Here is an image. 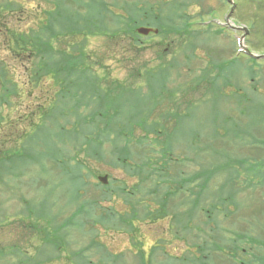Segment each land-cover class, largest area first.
Listing matches in <instances>:
<instances>
[{"label": "rangeland", "instance_id": "rangeland-1", "mask_svg": "<svg viewBox=\"0 0 264 264\" xmlns=\"http://www.w3.org/2000/svg\"><path fill=\"white\" fill-rule=\"evenodd\" d=\"M80 1L82 0H70L69 3L72 8H78L81 5ZM103 1L108 4H113L114 1L119 3L116 5L118 7L112 9L123 14L124 19L122 18L121 21L123 23L118 22L116 25L129 33L135 30L132 19L137 22V27L146 25L155 28L152 24H144L147 18H152L154 21L153 14L146 10L144 4L147 3V6L149 4L151 10L158 13L161 4L167 6L174 2V0ZM133 1L138 3L133 4ZM233 1L236 7L230 16L228 14L231 4L226 0H198L187 7V14L193 16L189 21L193 24L191 31L194 35L188 40L193 41L195 47L180 44L186 39L185 36L168 38L153 34L140 36L135 47L132 45L131 34L122 35L120 42H116L114 47L108 45L111 42L105 38L107 34L96 37L91 35L88 38V51L91 52L94 61L103 60L102 67L93 63L96 75L103 77L109 74L108 81L117 80L134 87H142L144 95L151 96L153 90L154 95L149 106L155 109L149 112V120L162 125L161 128L167 133L164 138L173 139L172 150L174 156L177 155L176 159L180 160L179 164L172 166L173 171L177 172L181 169L187 174L203 172L202 175L205 176L206 172L214 167L216 155H219L221 162L225 164L227 160V163L232 165L230 169H237L241 173L240 178L237 179L239 188H236L237 191L241 189L240 192H234L230 187L232 183L230 177L235 176L233 170L230 172L229 169L221 168L220 170L225 171H220L211 180L206 189L209 195L204 196L201 203L208 205L213 200L216 201V196L221 199L229 194L234 197V203L227 204L226 208L231 215L225 218V212L221 213L220 220H217L218 226L215 222H211L207 223V227L201 226V228H204L202 233L205 231L207 233L204 239L210 243L213 241V236L217 242L223 234H226L227 238L232 237L230 233L232 231L251 234V239L247 238L250 241H240V246L246 249L243 255L249 253L250 258L245 255L249 261H245L243 257H230L227 261L223 254L215 255L207 251L208 254H212L213 260L211 259V262L205 260V264H255L258 258L253 253L260 257L264 256V244L262 243L261 246L252 240L256 238L264 242V0ZM4 2H10L15 8L14 12L9 14L2 12V7L0 9V61L7 65L12 72L13 81L19 87L17 94L13 93L9 98L11 106L0 102V113L10 117L11 120H17L26 115L30 117L34 115L40 103L43 104L45 98L52 94L48 92L51 83H46L42 89L35 88L33 97L28 96L29 87L25 81L28 79L26 70L29 63L27 60L22 62L12 56L6 45L8 35L5 32L32 34V31L39 27L36 23H39L42 12L40 10L51 9L52 6L41 0H0V4ZM16 2L20 3L25 11L19 10ZM39 2H42L41 6L38 5ZM212 8L214 15L208 13ZM166 9L164 8V17L169 13ZM212 17L223 22L224 25H221L225 27V32H218V27L215 26L209 33L193 32L194 29L205 30L207 25L216 24ZM245 27L249 33L243 40L242 46L249 48L251 54L253 53L252 58L238 51ZM52 43L54 45V40ZM99 58L103 59L99 60ZM159 68H162V71H158ZM137 70L140 73H137ZM154 73L157 75L152 76ZM204 74L207 79L203 80ZM151 84L157 86L150 87ZM5 92L6 88L0 86V93L5 94ZM133 101L136 102L135 98ZM169 115L172 116L171 120ZM6 126V124L1 125L0 135ZM18 127L29 130L26 122H21ZM135 131L136 136L144 133L138 127ZM195 140L199 141L198 146L201 148L190 151L188 145H192ZM62 148L67 157L70 154L74 157L73 145H64ZM103 148L104 151L100 150L103 155L99 150L86 145L79 152L78 158L84 161L82 181L74 180L70 171L67 172L45 156L41 157L43 167L34 165L28 168L27 166L25 173L19 179L14 172L5 177V186L0 189V245L7 248V251L4 259L0 253L2 257L0 264H19L20 260L26 258V250L35 261L40 257L38 255L40 248L44 250L42 258L49 256L50 252L54 255L53 260H47L45 264H78L76 259L79 258L80 261V257L76 255H87L92 263L96 264L100 258L98 253L102 255L103 260L106 259L104 253L122 255L116 264H138V247H133L131 233L125 228H105L104 225L95 222L94 218L101 212L99 208L92 217L86 214L79 215L74 220L70 217L77 204L94 198L99 199L103 206L115 205L118 214L128 211V206L122 198L116 196L110 201L102 199L105 191L98 177L107 174L108 184H111L112 189L123 184L130 188L137 183V178H129L122 169H115L108 164L107 161L111 159V153L108 152L110 146L105 145ZM71 164L74 169L75 159ZM28 171H31L29 175ZM175 172L173 175H176ZM115 178L118 181H114ZM251 182H254V185L250 186ZM223 185L226 187H220ZM152 186L149 182V188ZM194 198L188 193L180 192L171 199L169 205H172V202L175 204L187 202L180 208L184 211V208L187 209L188 205H192L190 202ZM42 201L47 213L57 215L56 220L59 223L70 217L72 224L64 228L67 235L63 240L64 249L61 252L54 246H42L36 233L21 227L22 223L30 220V222H38L35 219L38 214L30 216L27 207L33 209L36 203ZM198 217L194 222L198 223L199 220L204 222L205 217L200 212ZM170 220H160L155 224L147 222V225L137 222L135 229L139 234L134 240L138 241L137 246L143 247L149 256L153 246H161L159 241H164V247L158 248L151 257L152 264H191L192 262L183 258L188 256V259L195 260V257L200 256L198 249L190 246L192 241L197 243L199 241L194 235L188 236V242L178 239L174 235L175 229L170 228L172 223ZM209 227L214 230L210 231ZM217 227L224 229L217 231ZM53 232L50 230V234H54ZM198 232L200 231L195 229V233ZM140 241L143 242L142 246ZM13 245H17L20 252L18 249L11 252L10 247ZM99 245L104 247L102 250L104 253L101 252ZM65 249L66 251L63 252ZM75 252L77 254H74ZM58 254L59 256L55 257ZM218 257L223 259L219 260ZM22 264L27 263L22 261Z\"/></svg>", "mask_w": 264, "mask_h": 264}, {"label": "trees", "instance_id": "trees-1", "mask_svg": "<svg viewBox=\"0 0 264 264\" xmlns=\"http://www.w3.org/2000/svg\"><path fill=\"white\" fill-rule=\"evenodd\" d=\"M69 1L57 0L55 22L52 23L51 28H47H50L47 32H50L55 38V45L50 42V36H40L42 38L40 39L38 33L34 31L29 35L14 31L9 33L13 41L7 42L8 50L15 59L22 62L27 60L29 63L26 70L28 78L26 85L29 87L28 96L32 97L34 89H42L46 83H51L48 92H52V94L45 98L43 104L40 103L35 113H33L34 115H31V117L26 115V118H23L27 123L28 131L19 134L18 131H21L18 128L19 124L15 126L10 124L11 127L7 128L5 138L8 142L5 144L2 140V143H0V189L4 188L5 177L8 174L14 172L17 179H19L24 174L22 170L24 167L34 166L35 164L43 167L41 157L44 156L60 165L67 172L70 171L74 180L82 181L81 172L84 161L78 158L79 152L86 145L94 150H99V153L103 155L101 152L104 151L103 147L109 145L108 152L111 153V159L107 163L115 169H122L129 178H137V183L130 186V188L126 187L125 184L114 189L111 188V184L104 186L105 193L102 199L110 201L116 196L122 198V201L128 206V211L118 214L115 205L103 206L99 199L94 198L87 202L83 200L80 204H77L75 211L70 216L72 217L71 220L82 214L92 217L99 208L101 212L94 218L95 222L104 225L105 228H125L131 233L133 247H138V264H152L151 257L154 256V252L158 248L164 245V241H159L162 244L161 246H153L149 256L145 253L143 247L139 248L137 246L138 241L134 240L135 236L139 234V231L136 233V223L143 222L147 225V222L148 224L150 222L155 224L166 219H171L170 228L175 229L174 235L178 239L188 242V236L194 235L199 241V243L192 241L190 244V246L196 247L200 253V256L195 257L197 262L195 263L194 258L188 259V256L183 259L194 264H205V260L211 262L210 260H213L212 254L216 255L217 253V255L223 254L227 261L230 257H243L248 262L249 253L248 255L245 254L249 258L243 255L246 249L240 246V241H250L247 238L252 237L251 234L232 231L230 232L232 237L227 238L226 234H223L217 242L213 236V241L210 243L204 239L207 233L206 231L202 233L204 228H201V226L207 227V223L211 222H215L218 226L217 220H220L221 213L225 212V218L231 215V212L226 208L227 204L234 203V197L230 194L221 199L216 196V201L213 200L208 205L201 203L205 198L204 196L209 195L206 189L211 180L220 171H225L220 170L221 168L229 169L230 172L233 170L235 176L230 177L232 182L230 187L234 192H240L241 189L237 191L236 188H239L237 187L239 183L237 179L240 178L241 173L237 169H230L232 165L227 163V160L225 164L221 162L219 155L216 154L214 155L217 156L218 161L216 159L213 163L215 168L212 167L211 170H208L205 176L202 175L203 172L187 174L181 169H178L177 172L173 171L172 166L174 167V165L180 163V160L176 159L177 155L174 156L172 150L174 147L173 139L171 137L169 139L164 138L167 133L161 128L162 125L149 120V112H153L155 109V107L151 108L149 106L152 95H154L153 90L151 96L144 95L142 87H134L131 84L120 83L117 80L108 81L109 74L103 77L96 75L93 70V63L101 65L103 62L101 59L103 58H99L101 61L95 62L94 57L90 54L91 52L88 51V38L91 35L96 37L107 34L105 38L111 42L108 45L114 47L116 42H120L122 35L131 34L132 45L135 47V43L138 42L137 38L141 36L137 33V22L132 19L135 30L130 33L116 25L118 22L123 23L121 22L123 14L112 9L118 7L116 6L119 4L117 1L108 4L103 0H90V2L82 0L78 8H72ZM194 1L198 0H174L167 6L161 4L158 13H154L155 10H151L149 4L147 6L146 3L144 4L146 10L153 14L155 22L152 21V18H147L144 24L156 26L159 30L158 34L164 35L165 38L185 36L186 39L180 44L195 47L193 41L188 40L189 37H194L191 31L193 25L189 21L193 16L186 12L187 7L193 4ZM164 8L169 11L165 17L163 16ZM210 11L211 9L208 10V12ZM127 20L130 21L129 18ZM50 23L51 21L48 20L47 26H50ZM42 29L46 31V26H43ZM212 29L213 25L205 28V30L194 29L193 32L204 31L209 33ZM223 31L224 29L218 28V32ZM163 53L166 52L163 51ZM158 71H162V68H159ZM137 73H140V71ZM154 75H157V73L152 76ZM203 76V80L207 79L205 74ZM0 80L3 87L6 88L5 94H2V99L8 101L13 93L17 94L19 85L13 81L12 72L3 61H0ZM156 86L150 85V87ZM134 98L136 102L133 101ZM126 114L127 117L125 118ZM169 118L171 120L172 116L169 115ZM3 119L5 118L1 117L0 114V124ZM137 127L144 132L143 135H135ZM175 139L178 141L176 136ZM69 144L74 147V157L71 154L67 157L62 148L64 145ZM198 145L199 141L195 140L192 145H188V148H190V151H194L201 148ZM73 159H75L74 169L71 164ZM174 172L176 175H173ZM114 181H118V179L115 178ZM149 182L153 185L150 188ZM249 185H254V182ZM220 187L225 188L226 186ZM180 192L195 197L190 202L192 205H188L187 209L184 208V211L180 208L187 202L178 204L172 202V205H169L171 199ZM36 209L37 211H35ZM27 211L32 217L33 214H38L35 218L38 222H30V220L22 223L21 227L36 233L40 238L39 241L42 242V246H54L61 252L64 249L62 248L63 240L67 235L64 228L72 224L70 217L59 223L56 220L57 215L53 216L47 213L44 208V201L36 203L33 209L28 206ZM198 212L205 217L204 222L201 220L198 223L194 222V219L198 217ZM195 229L200 232L195 233ZM223 229V227H217L216 230ZM50 230L54 231V234H50ZM209 230L214 229L209 227ZM252 240L258 245L262 246V243L264 244L256 238H252ZM224 242L226 243L223 244ZM142 244L143 242L140 241V246ZM10 248H12L11 252L19 250L17 245ZM103 248L102 246L100 250L104 253ZM6 251L7 248L5 249L4 246L0 245V253L3 259L6 257ZM65 251L66 249L63 252ZM207 251L212 252V254H208ZM43 252V249H38V255L41 258L39 257L34 261L26 250V258L20 260L19 264H22V261L27 264L32 261V264H45V261L53 260V253L50 252L49 256L42 258ZM74 254H77V252ZM98 254L100 255V260H98L103 264H116L119 257H122V255L116 256L111 253H104L108 260L106 261V259H102L100 253ZM253 254L258 258V262L255 264H264V256L260 257L255 253ZM58 256L59 254L55 255V257ZM76 256L80 257V261H78L79 258L76 259L78 264H93L89 261L87 255ZM148 257L149 259H147ZM218 259L223 258L218 257ZM176 260L179 261L178 258Z\"/></svg>", "mask_w": 264, "mask_h": 264}, {"label": "water", "instance_id": "water-1", "mask_svg": "<svg viewBox=\"0 0 264 264\" xmlns=\"http://www.w3.org/2000/svg\"><path fill=\"white\" fill-rule=\"evenodd\" d=\"M229 1L232 2V0H229ZM138 31L141 34L147 35L151 31V29H149V28H140ZM245 31H246V33L248 32L247 29H245ZM99 179L103 183H107V176L100 177Z\"/></svg>", "mask_w": 264, "mask_h": 264}, {"label": "flooded vegetation", "instance_id": "flooded-vegetation-1", "mask_svg": "<svg viewBox=\"0 0 264 264\" xmlns=\"http://www.w3.org/2000/svg\"><path fill=\"white\" fill-rule=\"evenodd\" d=\"M38 5L41 6V2H39ZM52 5H53V7L55 6V4H53V3H52ZM40 16H41V15H40ZM40 18L42 19V17H40Z\"/></svg>", "mask_w": 264, "mask_h": 264}]
</instances>
